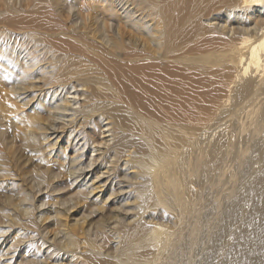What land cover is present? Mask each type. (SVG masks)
I'll use <instances>...</instances> for the list:
<instances>
[{
  "label": "bare ground",
  "instance_id": "bare-ground-1",
  "mask_svg": "<svg viewBox=\"0 0 264 264\" xmlns=\"http://www.w3.org/2000/svg\"><path fill=\"white\" fill-rule=\"evenodd\" d=\"M24 1L30 4L37 2ZM116 4H121L123 7L126 4L128 7L131 6L129 9L124 8L123 16L117 13L118 32L120 33V27H122L120 22L129 25V30L121 33L119 40L110 32L108 33V30L107 35H102V32L98 31L100 15H104L103 19H107L110 13L118 11ZM73 6H76L75 0L72 1ZM93 8H98L97 11L100 12L96 15V19H91ZM45 9L33 11V14L46 11L54 13L52 8ZM14 13L17 14L8 15ZM71 16H75L71 20L72 33L65 31L64 35L72 38V41L74 38L79 45L72 43L59 47L47 38L51 36V32H37V28H34L36 26L28 23L27 19L26 26L20 28L22 21L20 13L12 7L6 6L4 9L0 7V104L2 105L3 101H11L10 110L14 111L20 110L25 105L27 108L31 106L29 111L26 107L24 108L28 116H23L20 110L21 116L26 119L17 118L14 124L7 123L6 114L0 110V124L5 125V130L0 135L3 136L1 139H4V142L0 141V192L6 191L4 182L8 178L12 180L15 176L19 178L24 176L26 179V182L21 180L23 183H19L24 189L22 194H17L16 184L8 186L11 194H17L20 197H16V203L12 195H6L3 201L1 200L0 211L4 213L2 216L7 217V221L12 225L21 224L19 219L25 218H27L26 222L22 223L24 226L35 224L38 208L36 210L33 205L26 206L23 201L28 199L26 192L34 195L37 190H34L35 184H30L27 188V177L20 176L23 168L22 170L18 168L19 159L23 158L22 161L27 165V158H29L31 162H34L33 165L40 166L43 172L50 174L46 178L49 179L47 184L50 187H46L44 182V188L49 189L50 192H58L63 188L62 185L59 186L60 182H63L60 178L64 176L70 178L68 185L70 186L88 167L85 164L83 166L84 162L81 161L85 152L83 154L80 152L77 156L75 155L76 157L67 154V149L71 146H67V140L69 144H73L72 140L77 139L76 142L74 140L75 151L83 152V148L88 146L87 143L92 145V148L101 144L102 148L99 149V146L94 150H100V152L91 162L95 163L97 158H102L100 162L98 161L100 167L95 165L92 168L91 185L86 187L87 189L83 188L85 191L81 193L78 200L73 202L75 204L67 207L65 211L57 208L54 211L56 232L52 241L48 243L50 248H48L47 258H51L53 264H83L85 260L76 261L74 254L86 252L87 246L92 247V252L98 259L89 255L88 263L92 261L96 264H106L113 261L115 264H160L159 260L165 259L163 264L166 261L170 264L174 261L172 252L178 251L177 254H179L181 251L182 253L187 247L186 244H191V242L185 244L181 242L177 245L171 239L173 233L158 226L157 215L150 216L148 222L146 221L148 216L143 219L146 216L144 206L146 203L143 204V201L148 198H144L145 194L140 189L137 190L139 194H134L136 189L133 187V192L130 195L128 193V197L133 198L132 209L128 210L129 212L126 210L122 214L114 211L112 215L107 211L104 202L106 200L96 198L95 206L93 205L94 207H91L87 214H82L83 216L74 220L73 224L69 225L66 222L67 210L84 199L86 203L83 206L87 208L88 200L86 199L94 190L101 187L102 194L105 191L108 195L114 193L113 188L110 187L111 183L109 187L104 184L111 175L108 174L105 181L94 180L99 178L98 174L112 171L114 174L109 178L108 183L111 179L113 181V177L121 172L119 169L123 170L121 167L123 164H127V169L134 170L133 174L131 173L133 176L130 175L134 180L141 179L145 174V177L149 175V179H145L147 183L153 184L158 190L161 187L157 198L161 195L169 202L174 200L178 204L177 209L171 208L169 204L165 207L172 211L175 216V221L171 217L172 222L179 223V226L182 225V212L178 209L184 208L187 211L188 208L185 205L193 206V203L197 201L201 203V196L206 194L207 184L209 181L212 182L215 175L216 182L214 180L213 182L215 187L219 186L220 189H218V195H220L221 208L220 211L217 210L219 216L215 234L209 244L208 256H203L204 259L199 261L200 264H215L216 258H220L221 262L218 264H264V0H80ZM77 18H80L81 23L75 21ZM88 18L92 20L91 22H97L98 27L90 28ZM106 22L103 25L105 28ZM61 26L64 28V24ZM18 29H22V33L27 31V35L17 32ZM86 30L92 31L100 42L94 40L86 42ZM125 37L128 38L129 46L123 43ZM49 47L62 48L61 52L64 55L77 54L80 51L91 60L104 57L105 90L102 91L98 89V86L88 83L86 72L82 70L78 73L82 83L79 84L85 86V90L78 95L84 97L81 98L78 109L74 108V105L78 104L74 98L77 95L76 92L69 91V88H74L71 79L75 80V76L71 72H65L62 64L52 63L56 59L53 54L55 50ZM45 49L53 52L49 56L52 62L42 66L38 63ZM114 50H120V54L114 53ZM72 58H79V55ZM119 59L131 63L135 69L134 72L123 75L118 69ZM133 73L136 75H132ZM133 76H136L137 80ZM100 95H104L105 99L96 100V97ZM34 98L33 105L30 100ZM78 100L80 101L79 96ZM67 111H70L68 114L70 118L64 123L61 116ZM177 117H179V123L175 127L173 120ZM89 122L94 125V129L89 128ZM56 124H58L57 128H54ZM181 124H187V129H178ZM10 133L12 142L8 140ZM65 134L68 137H65ZM80 135L82 136L79 137ZM110 136L113 137L112 145H108ZM213 139L215 140L211 142ZM81 140L83 142L80 145L84 146L76 148ZM95 143L98 144L94 145ZM204 143L207 145L204 146ZM18 149L21 154L16 153ZM175 149L183 151L181 156L175 155ZM124 152L126 159H124ZM49 155H52L55 162L52 158H48ZM121 155L124 159L122 161H120ZM173 157L177 161L176 164L174 163L175 167L174 160L170 163ZM119 161L123 163L121 166ZM108 162L111 164L110 167L104 169L106 172H101V169L106 166L105 163ZM190 164L194 166L193 174ZM96 166L97 169H95ZM54 171L57 175H54ZM35 176L39 177V174L35 173ZM190 176H193L194 181L190 179ZM176 180L181 183V190L176 187ZM192 182L196 184V190L192 189ZM40 183H42L41 178L38 180V192L42 191ZM20 189L19 187L18 191ZM59 193L56 194L59 195ZM25 194L27 196H24ZM121 195L126 196V194ZM126 199L130 202L128 198ZM89 203L91 202L88 201ZM30 206L33 207L32 210ZM153 207L147 209L150 210ZM8 208L13 210L12 214H6ZM162 209L164 211V208ZM76 210L78 211L77 208ZM95 212L98 213L95 214ZM183 213L187 216L185 211ZM98 214L100 216L95 220L97 221L95 227L98 229H105L107 227L105 223L108 220L110 222V219L114 220L111 223H118L121 215L124 218L126 214H131L121 225H115L109 229V239L114 237L118 240L110 244L111 251L107 253H103L102 247L90 239L86 232L88 230L85 229L86 226L93 225L94 222H91V219ZM203 215L202 213L201 217ZM44 216L45 214L42 217ZM162 217L165 218L164 215ZM201 217L198 222L195 220V223H199L200 219L202 221ZM186 218L190 219V217ZM22 229V232L27 231ZM36 231L40 233L39 230ZM52 231L51 233H54ZM59 232L61 233L59 238H62V241L56 242L55 236ZM13 234L14 237H11V240L13 239L16 245L22 242L25 233L17 235L14 232ZM80 235L84 237V241H79ZM82 244L85 251L79 249V245ZM15 247L18 248V245ZM12 248L13 245L8 249ZM21 252L19 254H22ZM181 256L184 255L181 254ZM12 257H7L6 262ZM21 259L17 261L14 258L12 262L22 264L23 259ZM28 259H24L23 264H27ZM47 259L33 263L49 264Z\"/></svg>",
  "mask_w": 264,
  "mask_h": 264
},
{
  "label": "rangeland",
  "instance_id": "rangeland-1",
  "mask_svg": "<svg viewBox=\"0 0 264 264\" xmlns=\"http://www.w3.org/2000/svg\"><path fill=\"white\" fill-rule=\"evenodd\" d=\"M13 1H14V3H13ZM34 1H37V2H34V3H32V4H30V2H28V1H24V0H0V4L2 5V6H0L2 9H4V7H6V6H8V8H11L12 7V9H15V10H17L18 11V13H20V15H21V17H22V21H21V25H20V28H22V27H24V26H26V19H27V22L28 23H30V24H33V25H35L36 27H34V28H37V32H45V31H49V32H51L52 34H51V36H47V38L50 40V41H52V42H54V44H56V45H58L59 47H63V46H68V45H70V44H76V45H79V42L78 41H75L74 40V38H73V41H72V38H67L65 35H64V32L65 31H67L68 33H72V24H71V20H73L74 18H75V16H71L72 15V12L74 11V10H76V8H77V6H78V3L80 2V0H75V3H76V6L74 7H72V1L73 0H34ZM122 1H125V0H122ZM113 4H114V2H113ZM125 5V4H124ZM4 6V7H3ZM13 6H14V8H13ZM115 6H117V8H118V11H116L115 13H110V15H109V17L107 18V19H103L104 17V15H100L101 17H102V20H101V17H100V20H98V21H100V23H99V27H100V30H98L99 32H102V35H107V30H108V33L110 32L113 36H115V38L117 39V40H119L120 39V34L121 33H125L127 30H129V25H127V24H124L123 22H120L121 23V26L122 27H120V33L118 32V25L116 26V24H117V21H118V15H121V16H123V11H124V8L125 7H128V4H126L124 7L121 5V4H116ZM48 7V8H47ZM131 6H129L127 9H129ZM44 8H46V9H49V8H52V9H54V13L53 14H51V13H49V12H39V13H35V14H33V11H36V10H40V9H44ZM45 9V10H46ZM96 9V10H95ZM97 9L98 8H93V11L91 10V14H92V17H94V18H92L91 17V19H96V15L97 14H99L100 12L99 11H97ZM21 10V11H20ZM95 11V12H94ZM93 12V13H92ZM123 12V13H122ZM117 13H118V15H117ZM122 13V14H121ZM17 13H14V14H8V15H12V16H15ZM32 14V15H31ZM40 14H41V16H40ZM95 14V15H94ZM85 15H86V13H85ZM29 16H31V17H29ZM134 17L136 16V14L135 15H133ZM133 17V18H134ZM80 18H77V19H75V21H80L79 20ZM86 19H87V16H86ZM98 19H99V16H98ZM114 20H116V21H114ZM90 21V28H96V27H98V23L97 22H91L92 20H90V18H88V22ZM94 21V20H93ZM96 21V20H95ZM105 21H107L108 22V24H107V22H106V28H105V26H103L104 25V22ZM80 23H81V21H80ZM61 24H64V28L61 26ZM32 25V26H33ZM88 25V24H87ZM113 29V30H112ZM17 32H20V33H22V29H18V31ZM96 32V31H95ZM22 35H27V31L26 32H24V33H22ZM35 36H36V34H35ZM103 37H105V36H103ZM96 41V42H100L99 41V39L97 38V36L95 37L94 35H93V32L92 31H89V30H86V38H85V41L86 42H90V41ZM123 43H124V45L125 46H129L130 45V43H129V41H128V38L127 37H125V38H123ZM51 50L54 48V50H55V52L53 53L52 51H50V52H48L46 49L43 51V53H42V55H41V58H40V62L38 63L39 65H42V66H47L48 64H49V62H52L51 60H50V58H49V56H50V54L51 53H53L54 54V56H55V60H54V62H52V63H54L55 65H59V64H62L63 66H64V71L66 72V71H68V72H71V73H73V76H75V80H74V78L73 79H71V81H73L71 84H73V86H74V88H69V91H74V92H76V95L77 96H74V98H75V101H77V103L78 104H75L74 105V108H76V109H78V105H80L79 104V102H81V100L83 99V95H78V93H80V92H82V91H84L85 90V86H81L80 84H82L81 83V81H80V77H79V75H78V73L79 72H81L82 70H85V72H86V76H87V78L89 79V81H88V83H90V84H93V85H96V86H98V89H100V90H102V91H104L105 89H104V86L106 85V81L104 80V78H105V71H106V67H105V59H104V57L103 58H95L94 60H91L87 55H85L84 53H82V52H80V51H78L77 52V54H69V53H66V55H64V53L63 52H61L62 50V48H57V47H49ZM40 53V52H39ZM114 53H116V54H120V50H114ZM76 55H79V58H72V57H74V56H76ZM118 59V58H117ZM120 60V61H119ZM118 61H117V63H120V65H122V64H124V65H122V66H120L119 65V67H118V69H120L119 71H121V73L123 74V75H125V74H127V73H129V72H134L133 70H135L134 68H133V66H132V64L130 63H128V62H126L125 60H123V59H119ZM122 61H123V63H122ZM128 66H129V68H128ZM127 67V68H126ZM133 68V69H132ZM125 69H126V73H125ZM61 71V70H60ZM132 75H136L135 73H133ZM131 75V76H132ZM134 78H135V80H137V78H136V76H133ZM129 78H130V76H129ZM80 83V84H79ZM78 85H80V86H78ZM77 88V91H75L76 90V88ZM82 87V88H81ZM68 88V87H67ZM81 90V91H80ZM79 91V92H78ZM78 96H79V99H80V101L78 100ZM82 98V99H81ZM102 99H105L104 98V95H100V96H98V97H96V100H102ZM33 100H35V98L34 99H31L30 100V103H32L33 105L35 104L34 102H33ZM11 104H12V102L11 101H9V102H7V101H3V104L1 105L0 104V110H1V112L3 113V114H6V121H7V123L8 122H10V123H13L14 124V122H15V120L18 118V119H24L25 117H23L24 115H27L28 116V113H27V111H25L24 110V108L26 107V109L29 111V108L31 107L30 105H29V107L27 108V106L25 105L24 107H22L20 110L22 111V113H23V116H21V113H20V110L19 109H17V111H14V110H10L11 109ZM8 109H9V111H8ZM70 113V111H67V112H64L63 114H62V116H61V119H63V122L64 123H66L67 121L66 120H68L70 117L68 116V114ZM65 115H67V116H65ZM63 116H64V118H63ZM67 117V118H66ZM26 119V118H25ZM57 121H60V120H57ZM174 121V123H175V127H177V125H178V123H179V117H177L176 119H174L173 120ZM57 125L58 124H56L55 126H54V128H57ZM88 125H89V128L92 130V129H94L95 127H94V125L92 124V123H88ZM197 125V124H196ZM198 127H199V125H197ZM178 129H180V130H186L187 129V124H181L179 127H178ZM3 130V131H2ZM4 130H5V125H3V124H0V135H2L3 134V132H4ZM101 130V129H100ZM99 130V131H100ZM98 131V132H99ZM105 135H106V133H105ZM11 136V137H10ZM10 136L8 137V140L10 141V142H12V134L10 133ZM82 135H80L79 137H81ZM52 137H54V135L52 136ZM65 137H68L66 134H65ZM1 138H3V136H0V141L1 142H4V139H1ZM70 138H71V136H70ZM110 138V140H109V144L108 145H112V142H113V137L112 136H110L109 137ZM87 139V138H86ZM74 140L75 139H73L72 140V142H73V144L71 143V144H69V140H67V142H66V140H64V142H66V144H67V146H69V145H71V146H69L68 147V149H67V154H69L70 156H77L80 152L83 154L84 152L86 153H84V157H82L83 159L81 160L82 161V163H83V166H84V164L85 165H88V167L86 168V169H84L82 172H81V175H80V177H78L77 179H76V181H74L73 183H71V185L70 186H68L69 185V183H70V178L68 179L67 178V176L65 177H62V178H60V179H62V181L63 182H60V184H59V186L60 185H62L63 186V188H62V186H61V188L62 189H60V191H58V192H60L59 193V195L58 194H56V193H58V192H50V191H48L49 189H47V188H44V184H45V186L46 187H50V185H48L47 184V182L49 181V179H46L47 178V176H50V174L49 175H47V173L46 172H43V169L40 167V166H36V165H33L34 164V162H31V160L29 159V158H27V165H26V163L25 162H23L22 161V159L23 158H20L19 159V163H18V168H20L21 170H22V168H23V170H22V172H21V174H20V176H23V175H25V178L27 177V188L29 187V185L31 184V185H34V186H36V187H34V190H37V192H34V195L33 194H31V195H29V192H26V194H28V199H26V200H24L23 201V203L27 206V204L28 205H33V206H35V208H36V210H37V208H38V212L36 211V214H35V216H36V219H35V224L34 225H28V226H24L22 223H23V221H25L26 222V219L27 218H25L24 220L23 219H19V221L21 222V224L19 223V225L17 226L16 224L15 225H12V224H10L8 221H7V217H3L2 215H4V213L2 214V212L0 211V232H1V234H0V264H2V262L3 261H5V262H3V264H10L11 262H12V260H14V258L18 261L19 259H21V257H22V259H23V261H22V264H23V262L26 260V258L28 259L29 257V259L27 260V264L29 263V264H37V263H39L40 261H43V260H45V259H47L48 258V248H50V247H48V243L50 242V241H52V239H53V237H54V235H55V232H56V225L54 224V220H55V210H56V208L57 209H63L64 211H65V209H67V207H69V206H72L73 204H75V203H73L74 201H76V200H78L79 199V196H81L82 194V192L83 191H85L83 188H85V189H87L86 187H89V185H91V178H92V173H93V170H92V168L95 166V165H98V167H100V164H99V162H100V159L102 158V157H99V158H97V160H95L96 162L95 163H92L91 161L96 157V154L98 153V152H100V150H98V151H94L96 148H98L99 146V149L100 148H102V145L100 144H94V145H97V146H94L95 148H92L93 146L92 145H90L89 143H87L88 144V146L86 147H84L83 148V152H82V150H77V151H75L74 149V145H75V142L77 141V139L75 140V142H74ZM215 139H213L211 142H213ZM59 141V140H58ZM82 142H83V140H81L80 142H78V145L76 146V148L79 146H81L80 144H82ZM12 144V143H11ZM66 144H65V146H66ZM204 146H206L207 144L206 143H204L203 144ZM82 146H84V145H82ZM81 146V147H82ZM90 146V147H89ZM106 146H107V144H106ZM105 146V147H106ZM78 147V148H79ZM131 151H132V149H130ZM175 151V155L176 154H179L180 156H181V154H182V150L181 149H175L174 150ZM28 152V151H27ZM16 153H18V154H21V152H20V150L18 149V151L16 152ZM55 153V152H54ZM43 154H45V152H43ZM197 154V153H196ZM123 155V154H122ZM121 155V157H122V159L120 160V161H122V160H124V159H126L127 157H126V154H125V152H124V159H123V156ZM75 156V157H76ZM177 157V156H176ZM48 158H52L53 159V157H52V155H49L48 156ZM49 159V160H50ZM111 159H112V157H111ZM54 160V159H53ZM90 160V161H89ZM173 161L174 160V157L172 158V159H170V161ZM52 161V160H51ZM99 161V162H98ZM120 161H119V165L121 166L122 164L120 163ZM172 161L170 162V163H172ZM175 161V162H174ZM173 161V166L175 167V165H174V163L176 164V160H174ZM23 162V163H22ZM54 162H55V160H54ZM191 162H192V158H191ZM90 163V164H89ZM92 163V164H91ZM165 164V163H164ZM90 165H92V166H90ZM105 165L107 166H104L101 170V172H106V170L104 171V169H106V168H108V167H110V165L111 164H109V162L108 163H105ZM103 166V165H102ZM101 166V167H102ZM126 166H127V164H123L121 167L123 168V170H121V169H119L121 172V174L118 172L117 174H119V175H116V176H114L113 178H114V180L112 181V179H111V181L108 183V181L110 180L109 178L111 177V176H113L112 174H114V172L112 173V171H109L108 173H103L102 175H101V173L100 174H98L99 175V178H95L96 176H94V178H95V180L94 181H98V179H102L103 181H105L107 178V176H108V174L109 175H111L109 178H108V180L104 183L107 187H109V185H110V183L112 184V185H110V187L111 188H113V194H111V195H108V193L107 194H105V192H103V194H102V190L103 189H101V187L99 188V189H96V190H94L90 195H88V199H86V200H88L89 202H91V203H89L88 204V201H87V208H86V206H83L84 205V203H86V202H84L85 201V199H84V201H82L81 200V203H79L78 205H76V206H74L73 208H69L68 210H67V214H68V218H66V222L70 225V224H73L75 221L74 220H78L79 218H81L84 214H87L88 212H89V209L91 208V207H94L95 206V203H94V201H95V199L96 198H102V200H106V201H104L105 202V205H106V207H107V211L110 213L111 212V214L113 215V213H114V211L115 212H119V213H122L123 214V212H126V210H127V212H129L128 210H131L132 208H131V206H132V204H133V198H130V196L128 197V193H129V195L133 192V190H132V187L134 188V189H136V190H134V194H139V192H137V190L138 189H140L141 191L143 190V192H144V198L146 197V198H148V199H145V200H147L146 202H145V200L143 201V204H145L144 206H145V209H146V216H144L143 217V219L145 218V217H147V222H148V220L152 217V215L153 216H155V215H157V224H158V226L159 227H161V228H164V229H167L170 233H173V235H172V237H171V239H173L174 241H175V243L177 244V245H179V244H181V242H184V244L185 243H188V242H191V244L190 243H188V244H186L187 245V247H186V245H185V250L184 251H182V253H181V251H180V253L179 254H177L178 253V251L177 252H175V253H173L172 252V255H173V260L174 261H172L170 264H200V262L201 261H203V259L204 258H202L203 256L204 257H206V256H208V253H209V250H210V245L209 244H211V241H212V238H213V236H214V234H215V232L214 231H216V226H217V219H218V216H219V213H218V211L217 210H219L220 211V195H218L219 194V186L218 187H215V182H216V179L214 178L215 177V175H214V177L212 178V182L211 181H209L208 182V184H207V190H206V194L205 195H202L201 196V203L199 202V201H197V202H194L193 203V206H191L192 204H187V205H185V207L186 208H188L187 209V211L184 209V208H180V209H178V210H180L181 212V216H182V219H181V223H182V225H181V223H180V225L182 226V228H181V226H179V223H177V224H174V221H175V216L173 215V213H172V211L170 210V209H168V208H166L165 206H166V204H169V206L171 207V208H173V209H177V207H178V204H176L175 202H174V200L172 201V200H170V202H169V200H167L166 198H164L163 196H161V195H159L158 196V198H157V193L159 192V190L161 191V187H159V190H158V188H156L153 184H151V183H147V179H149L148 177H149V175H147L146 177H145V175H143L142 176V181L140 182V178H137V179H133V178H131V176H133L132 174H133V172H134V170L133 171H131L132 169H127L126 168ZM190 166H191V164H190ZM79 167V166H78ZM117 167V166H116ZM192 167V168H191ZM190 167V169L191 170H193V171H191L192 172V174H193V172H194V169H193V165ZM33 168V169H32ZM120 168V167H119ZM95 169H97V166H96V168ZM95 169H94V171H95ZM118 169V168H117ZM125 169V170H124ZM133 169H135V168H133ZM24 170H27V171H24ZM32 170V171H31ZM86 170H88V171H86ZM171 170L172 171H174V169L171 167ZM35 171V172H34ZM115 171V170H114ZM32 172V173H31ZM129 172V173H128ZM35 173H38L39 174V177H36L35 176ZM57 173H59V171L57 170ZM132 173V174H131ZM158 174H159V172H157ZM32 174V175H31ZM42 174V175H41ZM54 175H57L56 174V171H54ZM76 175V174H75ZM123 175V176H122ZM126 175H127V177H126ZM131 175V176H130ZM44 177V179H43V177ZM86 176V177H85ZM143 177H144V179H143ZM191 178L190 179H192L193 181H194V178H193V176H190ZM22 178V179H21ZM41 178L42 179V183H40L39 185H40V188L42 187V191H40V192H38L39 191V189H38V187H37V185H38V180ZM67 178V179H66ZM90 178V179H89ZM104 178V179H103ZM14 179H16V180H14ZM124 179V180H123ZM146 179V180H145ZM12 180H14V182L12 181ZM12 180L10 179V178H8V180L6 181V182H4L5 184V187H6V191L4 192V191H2V193L0 192V202H1V200L2 199H4V197L6 196V195H12L15 199H14V202L16 201L17 202V198H19L20 196L19 195H17L18 193L20 194H22V192L24 191V189L21 187V185H19V183L21 184V183H23V182H21V180L22 181H24V182H26V179H24V176L23 177H20L19 178V176H15L14 178H12ZM20 180V181H19ZM34 180V181H33ZM48 180V181H47ZM80 180V181H79ZM123 180V181H122ZM129 180V181H128ZM213 180L215 181V182H213ZM31 181V182H30ZM126 181V182H125ZM132 183H131V182ZM134 181H136V182H134ZM144 181V182H143ZM8 182V183H7ZM45 182V183H44ZM81 182H83V183H81ZM128 182H129V184H128ZM144 184H143V183ZM44 183V184H43ZM79 183V184H78ZM84 186H81V184ZM102 183V182H101ZM107 183V184H106ZM114 183H116V185L114 184ZM124 183V184H123ZM135 183H138L137 185L135 184ZM175 183H176V187H178V189H180L181 190V183L178 181V180H176L175 181ZM178 183V184H177ZM12 184H16V186H15V189H16V192H17V194H11L10 193V186L12 185ZM73 184V185H72ZM85 184V185H84ZM88 184V185H87ZM128 184V185H127ZM146 184V185H145ZM217 184H218V182H217ZM18 185H19V187L21 188L20 189V191H18V189H19V187H18ZM75 185H76V187H75ZM96 186H97V183L95 184ZM94 185V186H95ZM104 185V186H105ZM135 185V186H134ZM143 185H145V186H143ZM163 185H164V187H165V183H163ZM195 185V186H194ZM210 185V186H209ZM9 186V187H8ZM66 186V187H65ZM75 188H74V187ZM78 186V187H77ZM81 186V187H80ZM104 186H102L103 188H104ZM113 186H116V187H113ZM126 186H128V187H126ZM191 186H192V189H194V190H196L197 189V186H196V184H194V182H192L191 183ZM18 187V188H17ZM80 187V188H79ZM147 187V188H146ZM9 190H8V189ZM74 188V189H73ZM79 188V189H78ZM118 188H120V189H118ZM126 188V189H125ZM149 188H151V190L149 189ZM155 188L157 189V190H155ZM209 188V189H208ZM130 189V190H129ZM149 189V190H148ZM153 189H154V191H153ZM219 189V190H218ZM78 190H80V191H78ZM139 190V191H140ZM101 191V192H100ZM136 191V192H135ZM9 192V193H8ZM99 192V193H98ZM150 192H152V193H150ZM216 192V193H215ZM5 193V194H4ZM8 193V194H7ZM116 193V194H115ZM118 193V194H117ZM147 193V194H146ZM211 193H213L212 195H211ZM215 193V194H214ZM1 194H2V196H1ZM24 195V196H27V195ZM99 194V195H98ZM121 194H126V196L125 195H121ZM156 194V195H155ZM116 197H115V196ZM120 195V196H119ZM151 195V196H150ZM17 196H19V197H17ZM33 196H34V199H33ZM49 196V197H48ZM97 196V197H96ZM149 196V197H148ZM153 196V197H152ZM155 196H156V199H155ZM3 197V198H2ZM17 197V198H16ZM125 199H124V198ZM58 198H59V201H58ZM104 198V199H103ZM113 198H114V200H113ZM126 198H128V201H130V202H127L126 200ZM151 198H153V199H151ZM203 198V199H202ZM48 199H49V201H48ZM81 199V198H80ZM93 199V200H92ZM111 199H112V201H111ZM122 200V202H121V200ZM140 199V198H139ZM138 199V200H139ZM216 199V200H215ZM126 202H125V201ZM150 200V202H148ZM162 200V201H161ZM166 200V201H165ZM206 200V201H205ZM219 200V201H218ZM3 201V200H2ZM27 201V202H26ZM59 203H58V202ZM151 201H153V203L151 202ZM15 202V203H16ZM28 202H30V204L28 203ZM121 202V204H119ZM125 202V203H124ZM219 202V203H218ZM126 203H128V204H126ZM148 203V204H147ZM150 203V204H149ZM209 205H208V204ZM217 203H218V205H217ZM23 204V205H24ZM124 204V205H123ZM156 204H158V206H160V207H158ZM162 205V208H164V211H162L163 209L161 208V205ZM173 204V205H172ZM195 204V205H194ZM211 204V205H210ZM216 204V205H215ZM94 205V206H93ZM128 205V206H127ZM129 205H130V207H129ZM174 205H176V206H174ZM200 205V206H199ZM40 206V207H39ZM121 206V207H120ZM153 207V206H155V207H153V208H150V210H148L149 209V207ZM172 206H174V207H172ZM191 206V207H190ZM199 206V207H198ZM31 208V210H32V206H30ZM53 207V208H52ZM82 207V208H81ZM190 207V208H189ZM201 207V208H200ZM214 207V208H213ZM78 209V211L76 210L75 211V209ZM123 208V209H122ZM126 208V209H125ZM148 208V209H147ZM155 208V209H154ZM157 208H159V209H157ZM39 209H40V212H39ZM45 209H47V210H45ZM152 209H153V211H152ZM157 209V210H156ZM161 209V210H160ZM183 209V210H182ZM191 209V210H190ZM194 209V210H193ZM41 210H44L45 212L44 213H42L43 211H41ZM52 210V211H51ZM48 211V212H47ZM148 211V212H147ZM162 212V213H160V212ZM183 211H185V214H186V212H187V216H185L184 215V213H183ZM189 211H190V213H189ZM201 211V212H200ZM208 213H207V212ZM217 211V212H216ZM9 212H11V213H9ZM12 212H13V210L12 209H6V214H12ZM29 212H31V211H29ZM47 212V213H46ZM159 212V213H158ZM98 212H95V214H97ZM148 213V214H147ZM153 213V214H152ZM188 213H189V216H188ZM196 213V214H195ZM201 213V214H200ZM202 213L204 214L202 217H201V215H202ZM210 213V214H209ZM213 213H215V214H213ZM43 214H45V216L44 217H42L43 216ZM83 214V215H82ZM150 214V215H149ZM161 214V215H160ZM172 214V215H171ZM183 214V215H182ZM198 214V215H197ZM208 214V215H207ZM129 215H131V214H126L125 216H124V218H122L123 216L121 215L120 217H119V221H120V219H121V221L119 222L118 221V223L117 222H114V223H111V221L113 222L114 220L113 219H110V222H109V220L105 223L106 224V228L104 229V228H101V229H98V228H96L95 226H96V222L97 221H95V220H97L98 219V217L100 216V214H98V215H96V216H93L92 217V219H91V222H94L93 223V225H91L90 227L89 226H86L85 227V229L86 230H88V231H86L87 233H88V235H89V237H90V239L91 240H93L94 242H95V244H97V245H99L100 247H102V250L104 251L103 253H107V252H110L111 250H110V244L111 243H114L115 241H117L118 240V238H116V239H114V237L112 238V239H109V233H110V228L111 227H115V225L116 226H119V224L121 225L122 223H123V221L125 222V219H126V217H128ZM159 215V216H158ZM162 215H164V217L165 218H163L162 217ZM195 215H196V217H195ZM1 216H2V218H1ZM47 216H48V218H47ZM151 216V217H150ZM169 216V217H168ZM194 216V217H193ZM197 216H198V218H197ZM205 216V217H204ZM211 216H213V217H211ZM25 217H27V215L25 216ZM47 218V219H42V218ZM159 217V218H158ZM161 217V218H160ZM166 217H168V218H166ZM174 219V221L172 222V218ZM184 217V218H183ZM186 217H190V219L189 218H186ZM202 218V221H201V219H200V221H199V223H197L198 222V220H199V218ZM205 219H204V218ZM208 217V218H207ZM211 218V219H210ZM215 218V219H214ZM4 219V220H3ZM6 219V220H5ZM42 219V220H41ZM123 219V220H122ZM132 220H133V218H131ZM165 219V220H164ZM194 219V220H193ZM211 220V221H209V220ZM33 220V219H32ZM44 220V221H43ZM160 220V221H159ZM187 220V221H186ZM192 220H193V222H192ZM195 220L197 221L196 223H195ZM4 221H6V222H4ZM18 221V222H19ZM41 221V222H40ZM168 221V222H167ZM33 222H34V220H33ZM109 222V223H108ZM171 222V223H170ZM200 222H201V224H200ZM216 222V223H215ZM8 223V224H7ZM202 223H204V224H202ZM208 223V224H207ZM213 223H214V225H213ZM27 224V223H26ZM109 224V225H108ZM174 226H173V225ZM186 224V225H185ZM187 224H188V226H187ZM191 224V225H190ZM193 224V225H192ZM12 225V226H11ZM171 225V226H170ZM185 225V226H184ZM200 225H201V227H200ZM7 226H9V227H7ZM15 226V227H14ZM109 226V227H108ZM178 226L181 228H178ZM194 226V227H193ZM21 228L22 230H24V231H26V229H27V231L26 232H22L21 231V229H18V228ZM185 227V228H184ZM196 227V228H195ZM203 227V228H202ZM205 227V228H204ZM10 228V229H9ZM43 228H44V230H43ZM194 228V229H193ZM200 228H201V230H200ZM214 228V229H213ZM29 229V230H28ZM55 229V230H54ZM173 229V230H172ZM183 229V230H182ZM197 229V230H196ZM8 230V231H7ZM36 230H39V234H38V232L36 231ZM49 230V231H48ZM51 230H53L52 232H54V233H51ZM106 230L108 231V232H106ZM180 230H182L181 231V234H180V236H179V233H180ZM185 230V231H184ZM200 230V231H199ZM213 230V231H212ZM171 231H173V232H171ZM179 231V232H178ZM197 231V232H196ZM198 231H199V234H198ZM205 231V232H204ZM14 232H16L17 233V235H23L24 233L26 234V236H25V234L23 235V237H22V242H19L17 245H18V248L17 247H15V246H17L15 243H14V241H13V239L11 240V237H14L16 234H13ZM51 234H50V233ZM196 233V235H194L195 233ZM201 232H202V234H201ZM205 234H204V233ZM208 234H207V233ZM10 233V234H9ZM19 233V234H18ZM29 233V234H28ZM176 233V234H175ZM185 233V235H186V237H185V235H183ZM4 234V235H3ZM14 236H13V235ZM38 234V235H37ZM41 234V235H40ZM60 232L55 236V239H57L56 240V242H59V241H62V238H59L60 237ZM201 234V235H200ZM212 234V235H211ZM194 235V236H193ZM199 235H200V237H199ZM205 237H204V236ZM8 236V237H7ZM9 236H10V238H9ZM38 236V237H37ZM40 236H42V237H40ZM175 236V237H174ZM183 236H184V238H183ZM191 236V237H190ZM203 236V237H202ZM29 237H32V238H28ZM34 237V238H33ZM178 237V238H177ZM193 237H195V238H193ZM202 237V238H201ZM5 240H4V239ZM36 238V239H35ZM38 238V239H37ZM40 238H42V239H40ZM46 238V239H45ZM187 240H186V239ZM210 238H211V240H210ZM7 239V240H6ZM35 239V240H34ZM46 241H45V240ZM199 239V240H198ZM208 239V240H207ZM32 240V241H31ZM85 239H84V237L83 236H81L80 235V240L79 241H84ZM191 240V241H190ZM192 240H193V242H192ZM196 240V241H195ZM197 240H198V242H197ZM11 241H13V242H11ZM28 241H30V243H31V245H30V243L28 242ZM44 241V242H43ZM200 241V242H199ZM207 241V243H205ZM11 242V243H10ZM34 242H36V243H34ZM41 242H43V243H41ZM209 242V243H208ZM9 243H10V245H9ZM13 243V244H12ZM39 243H40V245H39ZM205 243V244H204ZM36 244V245H35ZM38 244V245H37ZM84 244H85V242H84ZM197 244H198V246H197ZM200 244V245H199ZM8 245V246H7ZM13 245V250L11 249H8L9 247H11ZM33 245V246H32ZM21 246V247H20ZM31 247V249H30V247ZM37 246H39V247H37ZM41 246V247H40ZM84 245L82 244V245H79V249L81 250V251H85L84 250V248L85 247H83ZM190 246H191V248H190ZM204 246V247H203ZM208 246V247H207ZM4 248V250H3V248ZM27 247V248H26ZM39 248L38 250H37V248ZM189 247V248H188ZM29 248V249H28ZM32 248H34V249H32ZM187 248H188V250H187ZM7 249V250H6ZM15 249V250H14ZM28 249V250H27ZM87 251L86 252H82V253H77V254H74V257H75V259H76V261H80V260H82V259H84L85 261H84V263L83 264H96V263H94V262H92V261H90V263H88V261L87 260H89V255H91L92 257H94L95 259H97L96 258V254H94L93 252H92V247L91 246H87ZM2 250V251H1ZM10 251V252H9ZM21 251H23V252H21ZM25 251V252H24ZM203 251V252H202ZM204 251H208V252H204ZM8 252H9V254H8ZM14 252V253H13ZM22 253V254H19V253ZM5 253V254H4ZM12 253V254H11ZM29 253V254H28ZM30 253H31V255H30ZM8 254V255H7ZM176 254H177V256H176ZM181 254L182 255H184V256H181ZM185 254H186V256H185ZM204 254V255H203ZM17 255V257H15V256ZM22 255V256H21ZM30 255V256H29ZM37 257H36V256ZM175 255V256H174ZM14 258H13V257ZM28 256V257H27ZM35 256V257H34ZM98 256V255H97ZM179 256V257H178ZM11 258L12 257V259L10 260H7V262H6V258ZM31 257L33 258V259H31ZM46 257V258H45ZM176 258V260H175V258ZM39 258V259H38ZM44 258V259H43ZM224 258V255L222 256V259ZM21 259V260H22ZM25 259V260H24ZM31 259V260H30ZM199 259H201V260H199ZM71 260H73L72 258H71ZM98 260V259H97ZM165 259H160L159 261H160V264H163V261H164ZM197 260V261H196ZM9 261H10V263H9ZM180 261V262H179ZM200 261V262H199ZM33 262H37V263H33ZM47 262L49 263V264H53V260H51V258H49V259H47ZM64 261H62V263H63ZM219 262H221L220 261V258H216L215 259V264H218ZM11 264H13V262L11 263ZM57 264V263H56ZM106 264H115L113 261H109V262H107ZM165 264H169V262L168 261H166L165 262Z\"/></svg>",
  "mask_w": 264,
  "mask_h": 264
}]
</instances>
